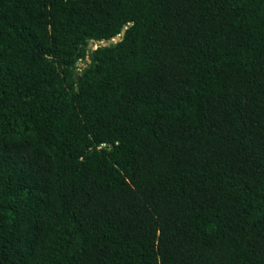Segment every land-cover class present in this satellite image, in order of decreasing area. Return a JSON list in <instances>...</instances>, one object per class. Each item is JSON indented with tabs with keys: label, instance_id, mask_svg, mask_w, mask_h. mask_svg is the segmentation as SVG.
<instances>
[{
	"label": "trees",
	"instance_id": "1",
	"mask_svg": "<svg viewBox=\"0 0 264 264\" xmlns=\"http://www.w3.org/2000/svg\"><path fill=\"white\" fill-rule=\"evenodd\" d=\"M0 264H264V0H0Z\"/></svg>",
	"mask_w": 264,
	"mask_h": 264
},
{
	"label": "water",
	"instance_id": "2",
	"mask_svg": "<svg viewBox=\"0 0 264 264\" xmlns=\"http://www.w3.org/2000/svg\"><path fill=\"white\" fill-rule=\"evenodd\" d=\"M124 33H125V31L123 30V31L121 32V34H119V35L116 36L115 38H111V39H109V40H102V41H101V40H98L96 46H94L95 44H94L93 41H90L89 44H88V48H89V49H90V48H91V49H92V48H96V47L98 46V44H99V45H102V46L110 45L111 43H114V42L120 40V39L122 38V36L124 35ZM86 58L89 60V62H91V54H88V55L86 56ZM76 63H77V62H76Z\"/></svg>",
	"mask_w": 264,
	"mask_h": 264
},
{
	"label": "rangeland",
	"instance_id": "3",
	"mask_svg": "<svg viewBox=\"0 0 264 264\" xmlns=\"http://www.w3.org/2000/svg\"><path fill=\"white\" fill-rule=\"evenodd\" d=\"M97 43H95L94 46H96ZM89 63V60L86 58L85 60H78L77 63H76V66H77V73H79L81 71V69L83 67H85L87 64Z\"/></svg>",
	"mask_w": 264,
	"mask_h": 264
}]
</instances>
